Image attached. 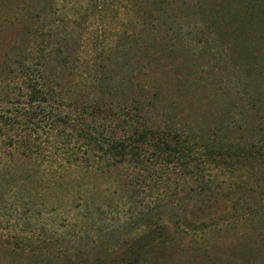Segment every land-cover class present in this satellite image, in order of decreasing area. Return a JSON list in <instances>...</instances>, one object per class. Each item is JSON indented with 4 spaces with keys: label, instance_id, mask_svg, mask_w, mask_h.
<instances>
[{
    "label": "rangeland",
    "instance_id": "rangeland-1",
    "mask_svg": "<svg viewBox=\"0 0 264 264\" xmlns=\"http://www.w3.org/2000/svg\"><path fill=\"white\" fill-rule=\"evenodd\" d=\"M198 1L0 0V60L44 52L61 109L96 103L108 123L123 98L149 100L133 115L191 151L106 166L74 129L44 126L24 161L0 132V233L90 256L130 241L152 264H264V0ZM32 260L0 250V264Z\"/></svg>",
    "mask_w": 264,
    "mask_h": 264
},
{
    "label": "trees",
    "instance_id": "trees-1",
    "mask_svg": "<svg viewBox=\"0 0 264 264\" xmlns=\"http://www.w3.org/2000/svg\"><path fill=\"white\" fill-rule=\"evenodd\" d=\"M252 1H247L249 7ZM14 18L18 20L20 17ZM47 65L44 52L27 47L12 57L6 52L0 60V68L5 70H2L5 81L0 79V84L3 82L0 100L7 103L5 109L0 105V132L9 144L11 158L24 161L38 159L43 152L37 143V134L44 126L55 130L60 137L74 129L83 139V144H80L84 147L82 153H97L99 161H105L106 166L142 162V159L152 156L164 161L181 160L191 152L180 143L179 132L155 130L140 121L138 115H133L140 108L145 112L151 107L150 101L144 98L143 101L135 96L123 98L117 104L118 113H114L115 118L112 116L108 123L100 120L104 107L96 103L82 104L76 115L61 109L52 96L55 86L60 84L50 77ZM131 85L134 87L133 82ZM111 109L108 111L113 114ZM158 243L160 241L155 240V244ZM147 249L145 245L135 247L127 241L107 253L90 256L71 250L52 235L0 233L3 254L24 253L33 258L24 264H152L148 260Z\"/></svg>",
    "mask_w": 264,
    "mask_h": 264
}]
</instances>
